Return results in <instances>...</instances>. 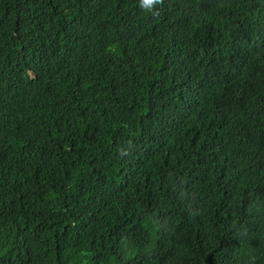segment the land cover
<instances>
[{"label":"trees","instance_id":"1","mask_svg":"<svg viewBox=\"0 0 264 264\" xmlns=\"http://www.w3.org/2000/svg\"><path fill=\"white\" fill-rule=\"evenodd\" d=\"M0 264H264V0H0Z\"/></svg>","mask_w":264,"mask_h":264},{"label":"clouds","instance_id":"2","mask_svg":"<svg viewBox=\"0 0 264 264\" xmlns=\"http://www.w3.org/2000/svg\"><path fill=\"white\" fill-rule=\"evenodd\" d=\"M161 0H142V6H149L155 3H160Z\"/></svg>","mask_w":264,"mask_h":264}]
</instances>
